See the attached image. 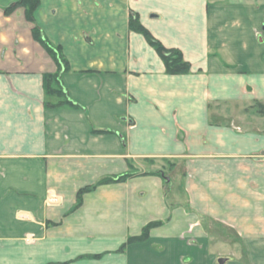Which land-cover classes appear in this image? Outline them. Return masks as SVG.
<instances>
[{"label": "crops", "instance_id": "0c3cea01", "mask_svg": "<svg viewBox=\"0 0 264 264\" xmlns=\"http://www.w3.org/2000/svg\"><path fill=\"white\" fill-rule=\"evenodd\" d=\"M16 1L0 0V264H264V0H40L34 22L5 14ZM133 13L188 72L165 71ZM34 25L74 105L47 106L58 67Z\"/></svg>", "mask_w": 264, "mask_h": 264}, {"label": "trees", "instance_id": "16d2710c", "mask_svg": "<svg viewBox=\"0 0 264 264\" xmlns=\"http://www.w3.org/2000/svg\"><path fill=\"white\" fill-rule=\"evenodd\" d=\"M40 0H18L11 5L7 6L4 9L5 14H10L16 8L21 7L24 10L25 17L28 21L34 22V12L39 7ZM128 26L130 30L142 34L148 44H150L156 51V53L160 56L164 63L165 71L169 74H181L186 73L190 70V63L187 62L181 51L176 48H167L165 47L158 39H156L151 32L143 26L137 18L136 13H133L128 21ZM33 38L38 41L42 47L46 50V52L50 55V57L54 60L58 67V72L54 74H46L44 75V91L47 96L56 97L57 101L52 103L51 101L47 102V106H63V105H74L71 100H69L66 96V93L63 89V86L60 81V73L68 69V63L65 57L62 54L61 48L59 46L52 45L42 34L38 26L34 25L32 28ZM132 176V173H125L123 175L117 177H106L99 179L96 184L92 187H87L80 189L77 193V199L75 207H78L81 204L82 195L84 192L89 189L104 183L122 181ZM160 221H152L147 223L141 230L140 234L129 236L125 242H123L117 251L123 252L127 245L132 243H139L148 240L150 235V230L158 225H160ZM102 254L95 255H84L80 257H92V258H100Z\"/></svg>", "mask_w": 264, "mask_h": 264}, {"label": "water", "instance_id": "95a60500", "mask_svg": "<svg viewBox=\"0 0 264 264\" xmlns=\"http://www.w3.org/2000/svg\"><path fill=\"white\" fill-rule=\"evenodd\" d=\"M219 263H220V264H222V263H223V261H222V260H219Z\"/></svg>", "mask_w": 264, "mask_h": 264}, {"label": "rangeland", "instance_id": "374dc122", "mask_svg": "<svg viewBox=\"0 0 264 264\" xmlns=\"http://www.w3.org/2000/svg\"><path fill=\"white\" fill-rule=\"evenodd\" d=\"M159 226V225H158ZM157 227V226H156ZM133 244V243H132ZM244 262H247V260H243ZM248 263V262H247Z\"/></svg>", "mask_w": 264, "mask_h": 264}]
</instances>
